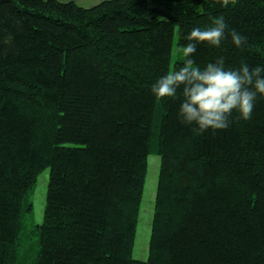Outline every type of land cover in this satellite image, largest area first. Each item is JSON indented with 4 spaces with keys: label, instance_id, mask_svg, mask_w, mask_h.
<instances>
[{
    "label": "trees",
    "instance_id": "1",
    "mask_svg": "<svg viewBox=\"0 0 264 264\" xmlns=\"http://www.w3.org/2000/svg\"><path fill=\"white\" fill-rule=\"evenodd\" d=\"M219 16L225 38L198 43L196 65L264 67V0H0V264L22 263L47 167L33 264H264V95L251 119L234 110L227 129L199 133L179 116L181 90L151 91L175 32L183 47ZM152 152L159 184L139 260L128 248Z\"/></svg>",
    "mask_w": 264,
    "mask_h": 264
},
{
    "label": "clouds",
    "instance_id": "2",
    "mask_svg": "<svg viewBox=\"0 0 264 264\" xmlns=\"http://www.w3.org/2000/svg\"><path fill=\"white\" fill-rule=\"evenodd\" d=\"M227 6L229 0H222ZM233 3L236 0H232ZM211 27H194L185 37L188 41L182 48L184 63L176 70H170L152 86V93L158 98L183 97L179 116L187 124H195L199 133L211 128L227 129L233 111L237 119L249 120L255 106L257 95H264V67H250L243 63L238 69L225 68L223 57L204 68L196 65L191 58L197 44L204 43L219 47L225 38L228 25L223 16L212 18ZM237 48H243L247 38L235 29L228 33Z\"/></svg>",
    "mask_w": 264,
    "mask_h": 264
},
{
    "label": "rangeland",
    "instance_id": "3",
    "mask_svg": "<svg viewBox=\"0 0 264 264\" xmlns=\"http://www.w3.org/2000/svg\"><path fill=\"white\" fill-rule=\"evenodd\" d=\"M177 32L173 37L170 70L175 60L183 57L182 46L178 44ZM147 174L140 204L139 216L135 237L128 251L131 256L139 260L148 259V250L151 234V223L154 210V201L159 184V155L149 153L146 160ZM49 168H44L37 176L36 182L31 189L29 199L32 203L31 211L24 214L23 231V259L20 264L34 263V249L36 248L38 235L34 225L42 222L44 218L45 196L48 184Z\"/></svg>",
    "mask_w": 264,
    "mask_h": 264
},
{
    "label": "crops",
    "instance_id": "4",
    "mask_svg": "<svg viewBox=\"0 0 264 264\" xmlns=\"http://www.w3.org/2000/svg\"><path fill=\"white\" fill-rule=\"evenodd\" d=\"M63 1H66V0H63ZM74 1L82 6H91L101 0H74Z\"/></svg>",
    "mask_w": 264,
    "mask_h": 264
}]
</instances>
